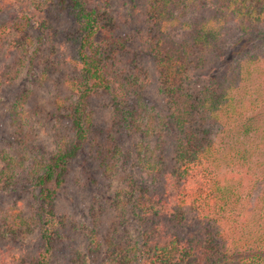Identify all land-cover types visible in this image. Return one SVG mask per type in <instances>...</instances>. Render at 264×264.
I'll list each match as a JSON object with an SVG mask.
<instances>
[{"label":"trees","instance_id":"trees-1","mask_svg":"<svg viewBox=\"0 0 264 264\" xmlns=\"http://www.w3.org/2000/svg\"><path fill=\"white\" fill-rule=\"evenodd\" d=\"M9 1L26 9L12 36ZM47 1L41 22L33 3L0 0V39L12 43L0 60V264L64 253L63 264H264V231L232 233L246 223L212 130L250 110L229 94L227 58L242 39L227 41L257 32L264 0ZM182 7L193 16L173 38ZM33 74L55 93L25 83ZM16 167L25 175L9 184ZM14 186L35 191L31 213L10 199Z\"/></svg>","mask_w":264,"mask_h":264},{"label":"rangeland","instance_id":"rangeland-1","mask_svg":"<svg viewBox=\"0 0 264 264\" xmlns=\"http://www.w3.org/2000/svg\"><path fill=\"white\" fill-rule=\"evenodd\" d=\"M25 2L34 4V8L40 16L39 20H41V22L43 19L47 18L46 10L49 7V2L47 0H33V2H31V0H25ZM5 6L6 10L1 15L2 26L6 28V34L12 36V34H16V32L10 28L11 22L15 18L24 17L26 9L25 7L23 9L22 6L19 5L15 6V2L12 1H9ZM190 11L189 8L184 9L182 7V9L176 12L175 19L168 31L171 37L181 38L186 35L189 21L193 16ZM24 23L25 22H23V24ZM33 28L34 23L31 21L27 29L31 32ZM36 33L37 31L35 34ZM237 35L239 36L238 33ZM29 36L33 40L35 39L34 34ZM237 39H242L239 42V46L236 47L240 54L233 52L234 54H230L231 56L227 58V62L231 67L228 71V74H230L229 77L231 79L234 77V82L232 83L234 89L229 91V94L233 97L234 102L241 101L238 104L239 108L241 106H247L250 110L244 111L243 116H240L241 118L239 117L240 119L235 117V121L230 124L226 123L227 120L222 119L220 123L217 124L216 128L214 127L212 130L213 138L218 149L222 155L224 154L226 156L220 174L228 178V182L234 185L238 194L239 207L234 210V213L238 214L239 220L242 223L244 221L246 223L245 228H242L237 225V223H233V218L230 217L229 219L233 223L232 233H235L236 230L241 231V228L244 230L245 235L250 234L254 236L264 231L262 222L264 218L262 216L264 214V21L261 26L257 27V32L249 38L245 36L231 37V39L227 41V47L231 48L235 45ZM10 40L11 39H6L5 35L0 39V60L4 51L8 50L6 47L12 44ZM14 41H18V38L15 37ZM36 49V44L30 45L28 51L30 54H34ZM39 50L40 49L37 51ZM233 50H235V47ZM24 82L31 84L33 88H36L39 83L34 74L32 76H27ZM44 86L45 88L42 86L36 89L44 90L43 95L45 96L51 92L55 93L54 86ZM5 107L7 108L6 105ZM46 121L47 120L43 117L41 121L35 123L34 127H37V130L43 133L48 126ZM7 132L8 130L0 129V145L3 139L8 137V134H6ZM34 145H36V142H34ZM28 150L29 148H23L21 152L20 149H18L16 155L23 154V151L27 153ZM31 150H33V148H31ZM20 170L19 167L14 168L13 174L15 176H12L13 178L9 180V184L14 182L18 176L25 175V173ZM18 183L24 184L21 180H18ZM115 186L116 185L113 184V188H116ZM14 188L19 187L14 186ZM27 188L28 189L19 188L17 194H14V197L11 196L10 199L14 198L15 204L21 207V211L29 214L35 209V204L33 206L29 204V202L32 201V197H34L33 192L35 191H31L29 187ZM116 191H118L117 188ZM108 195L109 193H107L103 199L105 200L107 197L111 199ZM130 225V223L118 225L117 231L111 235L115 247L120 243V240L124 239L123 236L126 234L125 232H127V226ZM235 226L237 228H235ZM27 242L29 244L32 243L33 237H29ZM2 246H5V244L0 236V248ZM64 255L65 253L56 256L58 264H63L65 261ZM101 259H103V261ZM101 259L100 261L102 264H110L111 262V260L104 259V255Z\"/></svg>","mask_w":264,"mask_h":264}]
</instances>
